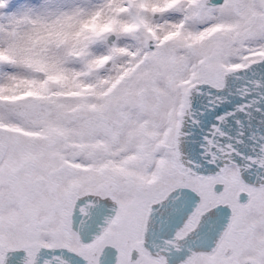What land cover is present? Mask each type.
<instances>
[{
	"label": "snow or ice",
	"instance_id": "obj_1",
	"mask_svg": "<svg viewBox=\"0 0 264 264\" xmlns=\"http://www.w3.org/2000/svg\"><path fill=\"white\" fill-rule=\"evenodd\" d=\"M0 264H264V0H0Z\"/></svg>",
	"mask_w": 264,
	"mask_h": 264
},
{
	"label": "water",
	"instance_id": "obj_2",
	"mask_svg": "<svg viewBox=\"0 0 264 264\" xmlns=\"http://www.w3.org/2000/svg\"><path fill=\"white\" fill-rule=\"evenodd\" d=\"M217 2H221L222 3V0H217Z\"/></svg>",
	"mask_w": 264,
	"mask_h": 264
},
{
	"label": "bare ground",
	"instance_id": "obj_3",
	"mask_svg": "<svg viewBox=\"0 0 264 264\" xmlns=\"http://www.w3.org/2000/svg\"><path fill=\"white\" fill-rule=\"evenodd\" d=\"M33 2H35V0H33Z\"/></svg>",
	"mask_w": 264,
	"mask_h": 264
}]
</instances>
